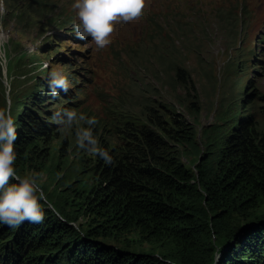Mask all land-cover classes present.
Here are the masks:
<instances>
[{"label": "rangeland", "instance_id": "rangeland-1", "mask_svg": "<svg viewBox=\"0 0 264 264\" xmlns=\"http://www.w3.org/2000/svg\"><path fill=\"white\" fill-rule=\"evenodd\" d=\"M74 2L0 0V42L6 49L0 108L10 106L14 120L28 111L40 81L49 86L48 72L56 68L67 76L69 91L58 90L55 97L48 92L46 105L95 117L94 135L108 152L127 145L129 124L140 126L150 117L166 128L175 119L195 126L199 148L201 128L211 129L235 105L264 130V0H145L143 14L117 23L103 49L91 37L77 39ZM179 69L187 81L179 82ZM58 127L47 142L44 168L54 181L64 177L71 183L65 190L70 194L81 181L95 182L99 169L94 167L105 162L77 146L74 130ZM180 148L187 165L196 159L189 148ZM36 172L51 190L47 170ZM258 210L264 212V202ZM88 220L83 216L76 224ZM101 240L135 252L160 250L133 234Z\"/></svg>", "mask_w": 264, "mask_h": 264}, {"label": "trees", "instance_id": "trees-1", "mask_svg": "<svg viewBox=\"0 0 264 264\" xmlns=\"http://www.w3.org/2000/svg\"><path fill=\"white\" fill-rule=\"evenodd\" d=\"M177 78L187 81L181 69ZM48 92L40 81L28 111L15 120L14 141L17 172L47 170L51 178V190L41 183L45 219L15 228L0 224V264H264V212L258 210L264 202V130L239 114L238 105L211 129L201 128L199 148L196 127L183 120L167 128L151 117L129 124L127 145L109 151L113 163H97L95 182L81 181L67 194L71 183L54 181L44 168L51 118L66 108L46 105ZM179 145L197 155L189 165ZM83 216L90 220L79 227ZM129 234L157 245L159 253L101 240Z\"/></svg>", "mask_w": 264, "mask_h": 264}, {"label": "clouds", "instance_id": "clouds-1", "mask_svg": "<svg viewBox=\"0 0 264 264\" xmlns=\"http://www.w3.org/2000/svg\"><path fill=\"white\" fill-rule=\"evenodd\" d=\"M72 8L78 22L73 32L79 40L91 37L98 49L111 43L110 37L115 25L139 18L145 8V0H75ZM6 60L4 43L0 42V61ZM47 67V65H45ZM49 90L53 97L59 91H69L67 76L56 68L48 72ZM52 122L61 132L73 131L77 146L91 156H99L106 164L113 163V157L100 146L93 128L98 123L95 117L77 113L74 109L54 111ZM17 139V126L10 106L0 108V224L18 227L23 222L43 223L45 211L41 201L47 196L41 186L38 174H19L15 167L17 153L14 141ZM49 210L61 220L62 216L51 205Z\"/></svg>", "mask_w": 264, "mask_h": 264}]
</instances>
